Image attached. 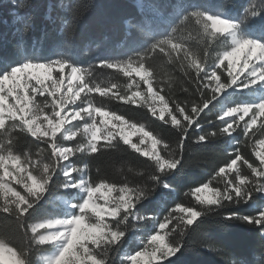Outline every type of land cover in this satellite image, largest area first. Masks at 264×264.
Returning a JSON list of instances; mask_svg holds the SVG:
<instances>
[{
    "label": "snow or ice",
    "instance_id": "snow-or-ice-1",
    "mask_svg": "<svg viewBox=\"0 0 264 264\" xmlns=\"http://www.w3.org/2000/svg\"><path fill=\"white\" fill-rule=\"evenodd\" d=\"M134 27L138 47L87 66L0 56V214L22 239L0 236V264H183L212 218L264 234V0L180 3L163 31ZM113 104L145 109L174 141ZM213 140L228 159L194 180L186 144ZM122 151L145 166H90Z\"/></svg>",
    "mask_w": 264,
    "mask_h": 264
},
{
    "label": "trees",
    "instance_id": "trees-1",
    "mask_svg": "<svg viewBox=\"0 0 264 264\" xmlns=\"http://www.w3.org/2000/svg\"><path fill=\"white\" fill-rule=\"evenodd\" d=\"M189 2H227L238 9L245 0H0V56L16 59L24 49L37 56L64 53L84 66L123 56L142 43L143 35L135 25L143 23L163 31L175 14V6ZM112 107L174 141L167 126H162L145 109L122 104ZM226 149L232 150L222 140H213L207 147L186 144V171L194 180L207 179L228 159ZM242 151L250 155L249 149L242 148ZM97 155L99 159H91L90 166L99 167L100 174L109 178L121 166H145L142 163L145 158L130 151ZM240 211L249 214L253 210L241 207ZM3 235L11 236L17 244L22 243L15 225L0 214V236ZM187 242L183 264H261L264 258V234L239 222L220 223L212 218L191 232Z\"/></svg>",
    "mask_w": 264,
    "mask_h": 264
}]
</instances>
